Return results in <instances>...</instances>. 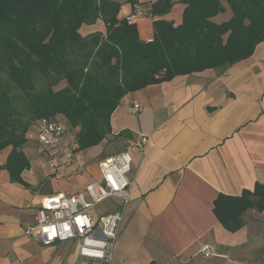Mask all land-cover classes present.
I'll use <instances>...</instances> for the list:
<instances>
[{
  "label": "crops",
  "instance_id": "crops-1",
  "mask_svg": "<svg viewBox=\"0 0 264 264\" xmlns=\"http://www.w3.org/2000/svg\"><path fill=\"white\" fill-rule=\"evenodd\" d=\"M121 1L119 19L154 0H138L136 5ZM179 8L184 4L177 0L162 16H138L133 22L139 38H152L154 18L179 24L173 14ZM230 15L226 7L213 20ZM104 30L101 19L80 28L84 35ZM133 103L140 105L136 114L130 110ZM110 126V136L122 132L120 151L131 157L133 179L112 260L79 256L72 241L44 245L23 234L43 196L82 191L99 176L100 159L80 151L79 165L55 175L29 130L23 150L30 167L21 173L23 182L12 181L4 167L11 147L0 150V264L264 262V210L247 209L244 225L235 231L227 230L212 211L218 194L238 196L264 183V40L251 55L225 67L175 75L128 92L112 112ZM141 136H149L144 150L136 146ZM116 204L109 200L96 210L111 211ZM204 245L210 249L208 256L201 251Z\"/></svg>",
  "mask_w": 264,
  "mask_h": 264
},
{
  "label": "trees",
  "instance_id": "trees-1",
  "mask_svg": "<svg viewBox=\"0 0 264 264\" xmlns=\"http://www.w3.org/2000/svg\"><path fill=\"white\" fill-rule=\"evenodd\" d=\"M174 1L154 0L143 11L159 17ZM179 1L181 22L154 18L153 36L144 41L134 22L117 17L121 0H0V150L11 147L4 167L12 181L23 182L21 173L30 167L23 148L33 122L58 116L78 153L110 136V116L128 92L225 67L264 40V0ZM226 7L230 17L214 21ZM97 19L104 32H80ZM250 208L264 210V183L238 196L218 194L212 211L235 231Z\"/></svg>",
  "mask_w": 264,
  "mask_h": 264
},
{
  "label": "built area",
  "instance_id": "built-area-1",
  "mask_svg": "<svg viewBox=\"0 0 264 264\" xmlns=\"http://www.w3.org/2000/svg\"><path fill=\"white\" fill-rule=\"evenodd\" d=\"M142 14L143 9L138 7L126 19L133 22ZM130 110L136 114L140 105L133 103ZM31 131L53 174L61 175L71 165H79L76 144L62 120L41 118ZM148 142L149 136H141L136 146L144 150ZM97 167L99 178L89 181L82 191L43 196L34 210L33 222L24 226L23 234L44 245L72 241L79 256L109 263L123 209L131 199V157L121 150L98 160ZM109 200H117L113 210L95 213L98 204ZM201 251L210 255L207 245Z\"/></svg>",
  "mask_w": 264,
  "mask_h": 264
},
{
  "label": "rangeland",
  "instance_id": "rangeland-1",
  "mask_svg": "<svg viewBox=\"0 0 264 264\" xmlns=\"http://www.w3.org/2000/svg\"><path fill=\"white\" fill-rule=\"evenodd\" d=\"M182 12L183 10L181 8L179 9H174V15H176L177 19L182 20ZM144 13V11H143ZM149 41V40H147ZM60 86L61 83L59 84ZM57 118L59 119V117L57 116ZM35 124V122L32 123V126L30 127V130H33V125ZM32 132V131H31ZM70 133L71 136L74 137V133L75 131L70 129ZM35 144V143H34ZM37 144V143H36ZM38 145V144H37ZM120 151V143L118 140L113 139L112 137L108 136L106 140H104L101 143L92 145L88 148H85L84 150H82V153L87 156V157H91V158H101L104 156H109L110 153H116ZM77 160V158H76ZM78 161V160H77ZM99 170V169H98ZM96 178H99V176H97ZM91 181V180H90ZM88 183V182H87ZM86 183V184H87ZM85 184V185H86ZM106 202V201H105ZM104 203V202H103ZM101 204H98L95 208V213H98V211L96 210L99 206H101Z\"/></svg>",
  "mask_w": 264,
  "mask_h": 264
}]
</instances>
